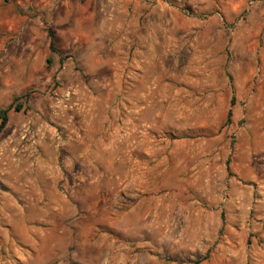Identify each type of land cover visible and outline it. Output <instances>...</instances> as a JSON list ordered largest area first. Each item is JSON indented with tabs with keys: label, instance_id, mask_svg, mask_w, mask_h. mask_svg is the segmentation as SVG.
Returning a JSON list of instances; mask_svg holds the SVG:
<instances>
[{
	"label": "rangeland",
	"instance_id": "rangeland-1",
	"mask_svg": "<svg viewBox=\"0 0 264 264\" xmlns=\"http://www.w3.org/2000/svg\"><path fill=\"white\" fill-rule=\"evenodd\" d=\"M10 104L0 264H264V0H0Z\"/></svg>",
	"mask_w": 264,
	"mask_h": 264
},
{
	"label": "trees",
	"instance_id": "trees-1",
	"mask_svg": "<svg viewBox=\"0 0 264 264\" xmlns=\"http://www.w3.org/2000/svg\"><path fill=\"white\" fill-rule=\"evenodd\" d=\"M21 105L15 106V110H19ZM12 108V104L8 105L4 109H0V130L5 126L7 122V112Z\"/></svg>",
	"mask_w": 264,
	"mask_h": 264
}]
</instances>
